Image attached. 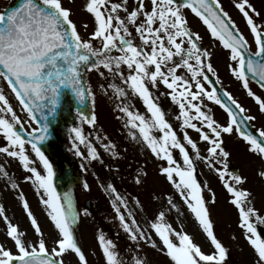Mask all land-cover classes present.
Instances as JSON below:
<instances>
[{
    "label": "snow or ice",
    "instance_id": "1",
    "mask_svg": "<svg viewBox=\"0 0 264 264\" xmlns=\"http://www.w3.org/2000/svg\"><path fill=\"white\" fill-rule=\"evenodd\" d=\"M231 3L251 39L223 0H83L79 9L65 0H19L0 10V155L18 164L24 182L34 186L48 226L45 231L20 194L30 239L0 205L5 227L0 264H91L76 229L81 218L92 213L79 208L71 192H57L56 172L43 147L67 105L75 108L80 121L68 129V150L83 161L82 171L89 172L93 162L104 163L96 143L114 160L120 158L117 145L106 135L84 131V125L93 129L97 125L91 72L103 79L99 88L115 101L116 118L128 137L144 146L158 162L159 175L175 190L164 196L151 216L138 218L147 211L138 196L130 200L131 194H122L112 180L92 173L109 200V222L117 225V236L122 232L128 241L125 259L117 241L99 230L102 264H150L142 254L145 247L161 253L167 264H230L232 249L219 238L212 219L217 195L208 181L200 179L202 168L214 174L235 210L242 250H247L243 264H264V188L257 207V193L246 187L249 177L230 166L232 154L225 147V136H238L255 158L256 176L264 181V121L257 126L264 117V13L252 0ZM78 12L84 18L74 19ZM189 14L206 26L212 44L227 51L226 69L254 101L255 113L224 86L212 63V44H202L204 37L192 26ZM117 79L119 84L109 82ZM160 96L175 106V123L168 119ZM131 97L141 100L145 113L134 109ZM89 103L91 114L86 113ZM212 106L226 113L225 122L215 117ZM108 167L120 173L119 167ZM0 174L11 190L19 188L2 164ZM145 177L141 166L132 179L139 186ZM82 188L91 191L87 180ZM176 197L191 214L198 234L185 229L181 219L185 213ZM153 199L161 200V195L154 194ZM173 212L179 227L169 221Z\"/></svg>",
    "mask_w": 264,
    "mask_h": 264
},
{
    "label": "rangeland",
    "instance_id": "2",
    "mask_svg": "<svg viewBox=\"0 0 264 264\" xmlns=\"http://www.w3.org/2000/svg\"><path fill=\"white\" fill-rule=\"evenodd\" d=\"M10 1L11 0H0V10H3ZM65 2L66 5H74L77 9H79V6L83 0H65ZM252 2L255 4L258 10L264 13V0H252ZM82 18H84V14L80 12H78L76 17H74V19ZM189 19L192 23V26L195 24V26L199 29V32H206L207 29L202 25L201 22H199L198 19H195L194 17L192 18L190 14ZM243 25L244 22L240 24L242 30L245 28V25ZM197 28L195 29L198 30ZM246 31V35H249ZM200 33L202 36L205 35L202 32ZM250 37L251 36L249 35V38ZM204 42L207 44V46L212 44L210 41L204 40ZM212 50L215 52V55L212 57V63L223 83H228V90L232 92L235 97L241 101V103H243L246 107L251 108L255 113V104H253L251 98L247 97L246 92L243 90L240 84L231 77L230 73L226 69L227 55L221 52L220 48L216 47L215 44H212ZM88 80L94 90L97 92L95 107L97 125L95 129L84 125V131L85 133H92L93 136L97 132H99L101 136L106 135L117 145L121 156L119 159L114 160L109 153L104 151L100 144L96 143V147L100 152L104 163L101 164L99 161L93 162L90 167V171L87 173L83 172L80 167L83 161L80 158L74 156V154L68 150L70 147L68 129L73 125L80 124V121L77 117L74 120V123L66 128V135L64 136V140L59 147V151L60 154L65 157L67 164L70 166L71 164L74 165L81 176L80 184L74 189L68 191L72 193L74 202L79 208L82 209L85 208L83 203L86 200H90V208L88 209L92 215L88 217H82L78 228L76 229L79 244L82 246L88 257L91 258V264H102L101 256L99 255L98 244L96 241L97 234L95 233H97V231L94 229L95 225L97 226L98 230H103L107 236L117 241L119 248H123V252L121 253H123L125 259H128L129 255L127 252L128 241L122 232L119 234V236H117L119 231L117 225L115 223L109 222V218L112 216V209L110 207L109 200L99 187L98 181L92 173L95 172L101 180H112L115 183L117 189L120 190L122 194H131L129 195L130 200L131 196H138L147 209L146 212L140 213L138 218H146L151 216L156 209L162 206V200L164 196L173 194L175 190L163 177L159 175L157 167L158 162H156L151 157L150 153L144 148V146L142 144L136 143L128 137L127 129L124 128L123 122L116 118L119 114L114 110L115 101L110 99L108 96H105L100 90L99 86L96 88L97 84L104 82L103 79L99 77L97 73L91 72L88 74ZM109 82H114L117 84L120 83L118 79L115 81L110 80ZM161 91H163V88H161ZM155 94L157 96L160 95L159 92H156ZM159 102L168 113V119L175 123V106L172 105L170 100L164 96H160ZM130 103L134 106V109L139 110L141 113L146 112V109L139 98L131 97ZM212 107L214 109L215 117L221 123L225 122L226 118L222 114L216 113L215 109H217V106ZM262 121H264V117H261V120L257 122V126H259ZM193 135L195 136L196 134L193 133ZM225 147L226 150H229V152L232 154L231 162H233L234 167L249 177L250 183L249 185H246V187H251L257 193V207H260L261 202L259 196L261 189L264 188V181H261L255 174V170L258 167L255 162V158L247 153L246 145L236 135L231 137L225 136ZM0 164H2L10 174H12L13 179L19 185L17 190H11V188L8 186V179L0 174V205L4 206L8 217L12 219L13 223H18L21 230L25 231L30 239L32 238L30 222L23 210L22 201L19 198L20 194H22L28 201L34 215L38 218L39 222L44 225L45 231H47L48 226L44 223L46 210L42 205L39 204V197L34 186H32L30 183L24 182L22 179L24 173L18 164L14 162L9 163L2 155H0ZM108 166H111L113 169L115 167H119L120 173L116 174L115 171H109ZM141 166H143L144 170L147 172V177L144 178V183L142 185L137 186L134 184L132 178L136 169ZM201 171L202 174L200 175V179L202 181H208L211 185V188L216 192L217 195V203L211 206L212 219L215 221L216 231L219 238L226 242L232 249V259L230 264H243V262L247 259V250H242L244 241L240 237V230L236 226L235 210L227 204V194L219 185L214 174L209 173L206 168H202ZM85 180H87L91 185V191L89 192H85L82 188V183ZM153 193H159L158 195H161V200L153 199ZM205 195L207 196L209 194L206 192ZM176 199L178 203L181 204V210L185 213L184 217L181 218L185 229L189 233L198 234V226L195 224L191 214L187 212V209L185 206H183L182 201H179V197H176ZM99 203H104L105 209L97 212V210H99ZM86 218L88 220H86ZM87 221H91V223H88ZM169 221L172 222L174 226L179 227L176 222L175 212L169 216ZM4 231L5 227L3 226L2 219H0V239H3ZM233 236H236L237 239L233 240ZM199 238L200 236L198 235V239ZM143 253H146L149 261L153 259V262H150V264H167V258L155 249L148 248V250H145V252L143 251Z\"/></svg>",
    "mask_w": 264,
    "mask_h": 264
},
{
    "label": "water",
    "instance_id": "3",
    "mask_svg": "<svg viewBox=\"0 0 264 264\" xmlns=\"http://www.w3.org/2000/svg\"><path fill=\"white\" fill-rule=\"evenodd\" d=\"M17 3H15L14 6ZM67 109L68 107L66 105L61 111V113L58 115L57 120L53 122L54 131L52 132L51 139L48 142H46V144L43 146L46 152V155H48L49 158L52 159L55 163L57 162L58 158H57V154L54 148L52 147L58 144V137L63 134V124H64L63 120L65 118L67 119L68 117ZM66 122L68 123V125L69 123H71V121H66ZM54 182H55L57 191L59 193L63 192L67 181L65 182V179L63 177L57 175L54 177Z\"/></svg>",
    "mask_w": 264,
    "mask_h": 264
}]
</instances>
